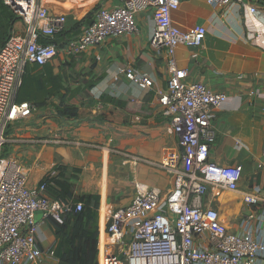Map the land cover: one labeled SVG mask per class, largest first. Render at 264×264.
<instances>
[{"label":"crops","instance_id":"obj_1","mask_svg":"<svg viewBox=\"0 0 264 264\" xmlns=\"http://www.w3.org/2000/svg\"><path fill=\"white\" fill-rule=\"evenodd\" d=\"M124 1L37 0L50 15L67 20L65 32L51 39L58 48L56 58L42 68L29 65L26 70L32 77L45 72L47 87L42 91L52 93L33 101L30 118L9 126L4 146V158L15 160L26 172L29 187H37L58 168L64 175L59 180L67 178L74 198L99 196L98 246L108 217L130 204L135 182L163 194L172 186L163 171L135 164L124 155L158 163L176 149V138L168 132L169 121L159 104L169 76L168 57L164 49L156 52L148 47L154 29L149 11L135 15L132 34L110 36L76 57L64 51L68 40L90 23L97 10H110ZM245 4L254 6L257 14L247 8H212L204 0H182L171 16L180 30L201 26L206 31L198 48H176L177 68L187 70V82L202 83L227 96L213 111L216 139L209 160L222 167L240 166L242 177L236 191L211 186L204 206L215 209L222 224L235 234L242 231L243 215L253 211L245 206L243 196L259 187L264 204V49L259 47L264 0H245ZM19 21L13 23L16 33L22 31ZM126 67L150 78L152 89L143 91L119 75V68ZM52 78L61 83L56 89ZM62 103L77 108L73 119L56 115L54 106ZM35 221L37 246L44 253L55 252L52 227L41 218ZM44 264H59V260L45 259Z\"/></svg>","mask_w":264,"mask_h":264},{"label":"built area","instance_id":"obj_2","mask_svg":"<svg viewBox=\"0 0 264 264\" xmlns=\"http://www.w3.org/2000/svg\"><path fill=\"white\" fill-rule=\"evenodd\" d=\"M3 1L22 23V31L16 33L12 24L0 48V264H44L55 253H44L37 246L35 214L41 212L42 220L51 218L62 223L66 216L81 212L83 204L47 194L51 180L57 176L55 170L31 188L26 172L2 154L9 126L34 113L31 103L16 101L27 66L42 68L56 58V44L40 40L64 33L67 20L50 15L37 0ZM181 1L125 0L119 7L99 9L64 47L67 55L76 57L110 36L132 34L136 31L135 15L149 11L154 29L148 47L156 52L164 49L168 57L169 76L166 88L159 93V104L162 116L169 121L168 132L176 138V149L158 163L124 156L135 164L163 171L172 179V186L163 194L156 187L134 183L130 204L113 212L101 230L98 264H264V204L259 187L243 196V203L253 211L243 215L240 234L229 232L218 212L204 206L211 186L236 191L242 168L222 167L209 160L216 139L211 124L213 111L226 102L227 96L202 83L187 82V70L175 64L176 48H198L206 34L201 26L180 30L173 24L172 13ZM204 1L212 8H247L250 14H257L245 0ZM261 37L259 47L264 49V25ZM118 73L143 91L153 87L150 78L130 67L119 68Z\"/></svg>","mask_w":264,"mask_h":264},{"label":"trees","instance_id":"obj_3","mask_svg":"<svg viewBox=\"0 0 264 264\" xmlns=\"http://www.w3.org/2000/svg\"><path fill=\"white\" fill-rule=\"evenodd\" d=\"M16 20L17 17L12 10L4 4L3 0H0V48L7 40L9 30ZM40 42L50 43L51 40L41 39ZM44 74L45 72L32 77L33 75L28 74L26 71L16 101L29 102L35 107L34 100L37 101L48 94L50 95L52 91H42L44 85L45 88L47 87L45 81L48 80V78L42 76ZM50 82L54 89L61 85L58 78H52ZM102 99L110 103L114 102L107 97H102ZM54 108L59 118L73 119L77 113L76 107L64 105V103L54 106ZM5 155L3 152L2 156L5 157ZM55 171L57 176L51 180L52 184L47 189L49 196L57 200H73L83 204L81 212L66 216L62 223H58L51 218L45 221L52 227L56 238L55 256L60 264H98L100 198L97 195L74 198L70 185L67 183V178L59 180V177H64V175L58 168H55Z\"/></svg>","mask_w":264,"mask_h":264},{"label":"water","instance_id":"obj_4","mask_svg":"<svg viewBox=\"0 0 264 264\" xmlns=\"http://www.w3.org/2000/svg\"><path fill=\"white\" fill-rule=\"evenodd\" d=\"M180 150L183 151V148H180ZM41 217H42V213L41 212H37L35 214V219L36 220L39 219V218H41ZM119 260H123V256H119Z\"/></svg>","mask_w":264,"mask_h":264},{"label":"rangeland","instance_id":"obj_5","mask_svg":"<svg viewBox=\"0 0 264 264\" xmlns=\"http://www.w3.org/2000/svg\"><path fill=\"white\" fill-rule=\"evenodd\" d=\"M56 257V256H55ZM123 264H125V262H123Z\"/></svg>","mask_w":264,"mask_h":264}]
</instances>
